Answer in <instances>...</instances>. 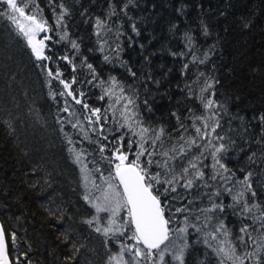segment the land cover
Returning a JSON list of instances; mask_svg holds the SVG:
<instances>
[{
	"label": "trees",
	"instance_id": "trees-1",
	"mask_svg": "<svg viewBox=\"0 0 264 264\" xmlns=\"http://www.w3.org/2000/svg\"><path fill=\"white\" fill-rule=\"evenodd\" d=\"M36 3L54 27L48 0H36ZM64 3L71 12L66 17V26L70 37L79 43L80 54L67 43H46L54 56H62L66 51L72 55L77 72L60 60L51 67L62 66L64 78L69 82L73 76L77 78L73 87L86 93L85 99L91 106L101 108L102 112L108 110L110 121L105 127H116L113 110L109 109L107 98L98 99L101 88L84 83L91 79L87 68L80 67L84 57L93 64L100 80L110 82L114 76L125 93L136 100L144 126L163 127L170 134L172 139L164 138L167 144L174 143L177 135V119L172 113L190 125L189 117L203 112L198 97L208 81L214 85L209 90L214 93L211 98L223 105L219 109L221 128L217 131L226 136L225 143L234 141L224 163L238 177L244 174L241 168L252 171L256 199L264 203V163L261 162L264 148L255 142L261 132L259 117L264 114V0H132L130 4L128 0H64ZM110 4L115 7L116 15L109 18ZM125 4L128 7L121 11ZM97 18L106 20L113 29L104 33L110 45L105 46L104 54L110 56V63L103 60L104 54L98 50L94 34ZM133 24L139 35L132 31ZM48 35L59 40L54 33ZM117 43L121 49L118 59L112 51ZM205 54L207 59L199 63ZM193 57L196 63L192 62ZM185 63L189 65L187 70L183 68ZM35 64L24 41L6 19L0 18V224L18 233L19 247L13 256L22 255L30 248L32 264H105L108 254L118 249L115 244L105 248V237L82 222L90 219L94 210L82 199L81 172L72 163L68 148H86L102 169H108L109 165L101 160L97 145L87 141L76 143L82 134H77L69 124L65 123L64 131H60L57 109L64 107V98L57 97L59 103L50 99L45 75ZM128 68L136 73L135 77ZM116 92L119 93V88ZM67 99L71 102V97ZM120 108L121 105H115L116 120L120 118ZM59 116L68 119L67 113L60 112ZM189 131L193 130L189 128ZM65 132L72 137V145L67 143ZM252 152H257L256 163L247 159ZM204 164L208 165L204 170L210 174L211 158L205 159ZM94 166L89 164V168ZM223 199L226 204L231 203L230 197ZM208 203L204 197L189 206L197 209L190 219L202 231L188 230L187 264H219L216 254L204 243L206 233L212 229L203 227L205 221L198 211ZM195 215H201L200 221L194 220ZM216 215L224 218L234 235L239 233L241 221L232 215L231 209ZM178 218L183 221V216ZM216 223V219L211 221L212 226ZM65 236L67 245L62 243ZM73 243L79 252H72ZM209 243L215 246L217 242L209 238Z\"/></svg>",
	"mask_w": 264,
	"mask_h": 264
},
{
	"label": "snow or ice",
	"instance_id": "snow-or-ice-1",
	"mask_svg": "<svg viewBox=\"0 0 264 264\" xmlns=\"http://www.w3.org/2000/svg\"><path fill=\"white\" fill-rule=\"evenodd\" d=\"M48 3L53 10L54 27L44 18L43 9L36 0H0V18L10 23L36 61L35 67L40 68L45 75L50 99L59 103L57 97L64 98V107L57 109L56 123L60 125V131H64L65 123L69 124L77 134H82L76 143L87 141L97 145L101 160L109 165L108 169H102L93 153L86 148H68L72 163L81 172L84 187L82 199L94 210V215L82 222L93 232L105 237V248L115 244L118 249L108 254L105 264H187L188 230L194 228L197 233L202 231L199 224L190 219L197 209L189 206L197 200L202 201L204 197L209 203L199 207L198 211L205 221L203 227L212 229L206 233L204 243L216 254L219 264H264V203L256 199L257 192L252 180L254 173L241 168L240 172L244 174L238 177L236 171L224 163L234 141L225 143L226 136L217 131L221 128L219 109L223 105L211 98L214 93H209V90L214 85L204 82L205 86L198 97L203 112L199 115L193 113L189 117L190 125H185L180 116L172 113L177 119V135L174 143L167 144L164 138L169 136L172 139L170 134L163 127L156 129L144 126L136 108V100L125 93L124 87L114 76L110 77V82L100 80L93 64L84 57L80 67H86L91 76L84 83L101 88L102 94L98 99L104 101L107 98L109 109L113 110L112 119L116 127L106 128L105 125L110 121L108 110L102 112L101 108L91 106L85 99L86 93L73 87L77 78L73 76L70 82L64 78L62 66L51 67L52 63L60 60L77 72L72 55L66 51L62 56H54L50 44L46 42L67 43L76 54H80V45L69 35L66 17L71 12L64 0L58 4L56 0H48ZM128 3H132V0H128ZM127 7L128 4H125L121 11ZM110 8L109 18L116 15L115 7L110 4ZM112 31L106 20H95L94 34L102 54L105 53V46L109 45L104 33ZM132 31L139 35L135 24L132 25ZM49 33L59 36V40H53ZM188 41L191 43V37H188ZM96 50L90 49L93 52ZM119 50L120 44L117 43L112 48L117 59ZM206 59L207 54L199 63H204ZM103 60L111 62L108 54L103 55ZM192 62L196 63L195 57ZM188 67V63L183 65L185 70ZM127 70L131 76H136L131 68ZM94 81L99 83L94 84ZM53 82H58V85ZM117 88L119 93L116 92ZM67 97H71V102ZM115 105H121L119 120L115 119ZM148 110L151 111V108ZM60 112L67 113L68 119L60 117ZM259 121L261 132L255 142L264 148V114L259 117ZM189 128L193 131H189ZM124 129L126 131L122 132ZM65 139L69 145L74 143L66 132ZM90 156L93 159L89 160ZM209 157L212 160L210 174L204 170L208 167L204 160ZM256 157L257 152H252L247 159L250 163H256ZM261 162L264 163V152ZM89 164L95 166L89 168ZM93 175H96L95 179ZM201 188L212 190L203 193L193 191ZM189 195L192 199H187ZM224 196L230 197L231 203L226 204ZM228 209L241 221L237 235L226 226L223 217L216 215ZM179 216H183V221ZM200 219L201 215L194 216L195 221ZM213 219L217 221L214 226L211 225ZM209 238L217 242L215 246L209 243ZM18 239L17 232L9 231L0 224V264H32L28 255L30 248L22 255L13 256L19 247ZM62 243H69L67 236ZM71 248L73 253L80 250L74 243Z\"/></svg>",
	"mask_w": 264,
	"mask_h": 264
},
{
	"label": "rangeland",
	"instance_id": "rangeland-1",
	"mask_svg": "<svg viewBox=\"0 0 264 264\" xmlns=\"http://www.w3.org/2000/svg\"><path fill=\"white\" fill-rule=\"evenodd\" d=\"M98 194H99V193H98ZM98 194H97V195H98Z\"/></svg>",
	"mask_w": 264,
	"mask_h": 264
}]
</instances>
